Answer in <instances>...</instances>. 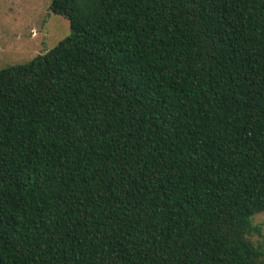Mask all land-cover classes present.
Returning <instances> with one entry per match:
<instances>
[{"label": "trees", "instance_id": "trees-1", "mask_svg": "<svg viewBox=\"0 0 264 264\" xmlns=\"http://www.w3.org/2000/svg\"><path fill=\"white\" fill-rule=\"evenodd\" d=\"M49 9L0 69V264H264V0Z\"/></svg>", "mask_w": 264, "mask_h": 264}, {"label": "rangeland", "instance_id": "rangeland-1", "mask_svg": "<svg viewBox=\"0 0 264 264\" xmlns=\"http://www.w3.org/2000/svg\"><path fill=\"white\" fill-rule=\"evenodd\" d=\"M51 0H0V69L22 64L55 47L70 34L67 20L53 14ZM260 228L254 244L264 245V212L252 219Z\"/></svg>", "mask_w": 264, "mask_h": 264}]
</instances>
